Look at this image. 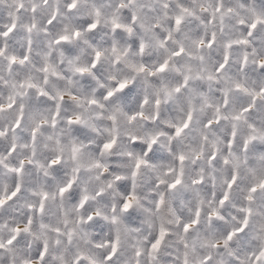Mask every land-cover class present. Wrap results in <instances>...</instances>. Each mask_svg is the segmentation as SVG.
Returning a JSON list of instances; mask_svg holds the SVG:
<instances>
[{
    "label": "snow or ice",
    "instance_id": "6c2138e0",
    "mask_svg": "<svg viewBox=\"0 0 264 264\" xmlns=\"http://www.w3.org/2000/svg\"><path fill=\"white\" fill-rule=\"evenodd\" d=\"M0 264H264V0H0Z\"/></svg>",
    "mask_w": 264,
    "mask_h": 264
}]
</instances>
